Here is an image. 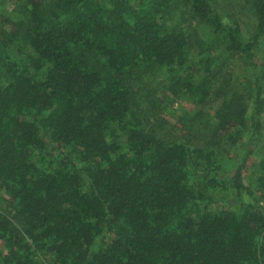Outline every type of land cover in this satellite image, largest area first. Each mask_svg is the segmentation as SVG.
I'll use <instances>...</instances> for the list:
<instances>
[{
  "label": "trees",
  "instance_id": "16d2710c",
  "mask_svg": "<svg viewBox=\"0 0 264 264\" xmlns=\"http://www.w3.org/2000/svg\"><path fill=\"white\" fill-rule=\"evenodd\" d=\"M11 1L10 37L0 36V264H264V158L251 179L259 198L241 167L220 180L213 151L168 139V120L136 85L161 71L172 97L214 108L211 139L247 116L259 135L263 85L235 88L214 54L253 74L264 0L221 10L212 0ZM194 26L214 38L199 78L187 73L189 52L205 45ZM12 39L29 49L23 67L8 63ZM47 139L80 166L54 157ZM226 189L251 203L212 209Z\"/></svg>",
  "mask_w": 264,
  "mask_h": 264
},
{
  "label": "rangeland",
  "instance_id": "374dc122",
  "mask_svg": "<svg viewBox=\"0 0 264 264\" xmlns=\"http://www.w3.org/2000/svg\"><path fill=\"white\" fill-rule=\"evenodd\" d=\"M242 0H212L214 8L221 10L227 3H241ZM18 11L16 3L11 0H0V36L9 39V34L12 27L5 22V18L14 19L12 13ZM175 25L186 24L187 21L177 15L173 19ZM198 35L202 38L201 43L205 42V45L193 46L192 50L188 54L187 66L192 72L187 73L199 78L201 72V66L199 63L202 59L208 56L206 45L210 43L212 38L209 32L202 26H194ZM21 44L20 41L12 39L9 42V51L12 58L8 60V63L20 64L23 67L27 63V56L29 55V49L19 48L15 44ZM17 46V47H16ZM203 50V52H201ZM214 56L217 57V64L221 65V74L229 75L232 79V84L235 88H239L242 85L253 83L255 79H259V83L263 85L262 93L264 98V40H261L253 49L251 54V61L255 65V71L251 74L250 68L244 63L238 56H231L228 53L218 50ZM263 77V78H262ZM166 79V75L163 72H158L153 76L144 77L136 85L140 89V97L145 100V105L152 102L156 105L154 112L158 117H164L168 120L166 125V133L168 139L182 140L189 146L190 149H203L210 150L214 153V161L216 165L220 167L218 178L229 182L234 175L236 169L241 167L242 178L246 188L255 192V197L259 198V194L256 192V186L253 185L251 179L255 177L256 170L259 162L264 158V112L261 115V131L257 136L252 135L250 129L249 116H247V123L244 128H235L228 132L227 135H220L221 139H211L207 135L211 128L209 125H213V111L212 106L198 105L195 99L191 98H174L162 87V82ZM206 131L204 130V126ZM48 150L52 152V155L57 158H69L72 162L80 166L77 160V154H71V147L59 146L56 147L50 144L48 139L46 140ZM74 157H73V156ZM206 167V165L204 166ZM191 183L201 180V172L198 171L195 175H190ZM197 181V182H198ZM216 203L211 206L212 209H229L238 211V204L251 203L249 195L242 192L237 195L232 190H223L215 194ZM7 200L9 198L5 195L3 189L0 187V210L3 211L7 208ZM105 239L109 234H104ZM4 251L3 244L0 242V253Z\"/></svg>",
  "mask_w": 264,
  "mask_h": 264
}]
</instances>
